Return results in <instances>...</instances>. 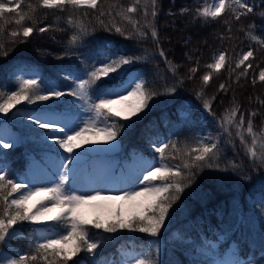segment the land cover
I'll list each match as a JSON object with an SVG mask.
<instances>
[{
  "label": "trees",
  "instance_id": "trees-1",
  "mask_svg": "<svg viewBox=\"0 0 264 264\" xmlns=\"http://www.w3.org/2000/svg\"><path fill=\"white\" fill-rule=\"evenodd\" d=\"M209 2L157 0L153 9L150 0H139V3L137 0H99L97 9L71 5L46 9L40 6L39 0H22L20 12L27 15L19 25L15 23L19 19L16 13H5L0 18V91L3 92L17 90L20 70L34 72L38 79L54 82L67 90L72 86L71 81L65 79V70L70 66L88 70L98 60L116 52L144 58L129 71L138 70L147 81L146 87L158 95L149 102V108L140 113L138 120L119 121L118 150L113 155L118 163L130 161L136 154L158 162L160 157L155 147L166 143L169 147L165 150L164 163L182 166L187 159L182 154L198 146L201 138L205 143H218L219 158L209 162L219 164V168H193L191 176L187 175V169H182L183 183L187 187L173 203L158 237L128 230L108 233L89 226L91 238L100 246L95 254L82 251L68 264H124L127 255L133 260L148 259L154 264H217L229 250L234 264H264V160L260 159L264 153L261 148L264 143V135H261L264 132V103H261L264 81L259 79V72L264 69V15H261L264 2L228 0L230 7L220 17H200L198 9L207 7ZM244 2L254 5V10L236 20L235 15L244 11L240 7ZM0 3H8V0H0ZM133 5L137 11L128 13L126 10ZM153 10L157 13L155 17L151 15ZM120 13L138 23L134 27ZM113 25L124 29V34L116 33ZM45 26L50 27L44 33L36 30ZM23 27H32L34 31L26 38L22 34ZM153 28L158 34L155 39L151 35ZM137 29L146 35L141 37ZM13 31L21 34L12 37ZM129 33L133 35L129 37ZM73 35L77 36L74 43ZM101 42L106 45L102 49ZM159 49L164 50L168 62L159 56ZM249 49L254 58L237 68L239 59ZM221 51L226 52L224 67L219 70L207 67ZM248 63L252 68L247 75H241ZM192 68L197 71L192 73ZM209 72L212 75L205 85L202 77ZM221 83L226 85L224 91L219 89ZM173 87L175 93H169ZM201 92L202 95H197ZM205 100L211 103V112L203 107ZM74 101L73 107L81 109V102L75 97L60 99L62 105H71ZM19 106L27 107L26 104ZM237 107L236 120L244 114L245 125L241 129L244 142L235 126L227 124L225 119ZM80 115L86 119L89 113L81 109ZM249 119L257 133L256 158L248 154L252 142L246 131ZM10 125L21 141L11 148H0V164L11 173L8 178L28 183L29 155L40 162L45 153L61 158L62 149L58 150L51 142L43 143L35 134L44 130L33 129L28 123ZM172 144L180 152L173 150ZM117 212L118 209L108 219L95 216L91 220H110ZM42 229L57 231L51 226L24 222L7 245L0 244V251L10 253L15 259L19 255H37V261L31 264H45L39 259L42 253L35 251V246L43 242Z\"/></svg>",
  "mask_w": 264,
  "mask_h": 264
},
{
  "label": "snow or ice",
  "instance_id": "snow-or-ice-1",
  "mask_svg": "<svg viewBox=\"0 0 264 264\" xmlns=\"http://www.w3.org/2000/svg\"><path fill=\"white\" fill-rule=\"evenodd\" d=\"M150 2L154 9L157 0H150ZM21 3L22 0H8V3H0V18L4 17L5 13H16L19 19L15 23L19 25L27 15L21 14ZM39 3L41 7L46 9H63L65 5H71L73 8L97 9L99 0H39ZM229 7L228 0H214L211 9L203 7L198 9L197 14L202 18L216 19ZM240 7L244 11L235 15L236 20H239L241 15H247L254 10V5L250 2H244L240 4ZM126 11L135 13L137 7L135 5L130 6ZM100 15L103 16L105 13L102 11ZM120 15H124V13H120ZM145 15H147V8H145ZM151 15L155 17L157 13L153 10ZM124 18L131 21V17L127 15H124ZM131 22L134 27L138 23L136 21ZM69 23H71L70 19ZM100 23L103 24V21L101 20ZM48 27L50 26L39 27L36 30L44 33ZM80 27L81 31H84L83 25ZM112 27L116 33L124 34V29L121 27L115 25ZM33 31L32 27H23L22 34L27 38ZM137 33L141 37L146 35L139 29H137ZM20 34L19 31L11 32L12 37H17ZM128 35L131 37L133 34L129 33ZM151 35L154 39L158 37L155 28L152 29ZM76 40L77 36L73 35L71 41L74 43ZM105 46L104 42H101L99 47L102 49ZM158 54L168 62L163 49H159ZM4 55L7 53L5 52ZM249 58H254L251 49L243 53L236 67L239 68L244 65ZM142 59L144 58L120 55L119 52H116L98 60L88 70L70 66L65 70V79L70 80L72 85L67 90L51 81L27 78L21 79L16 84L17 90L0 91V114L7 115L15 109V114L22 115L33 129L44 130L35 133L41 137L43 142H51L58 150H63L60 153V163L55 166L56 174L50 181L51 186L47 187L30 186L31 181L18 183L16 179L8 178L11 173L0 164V206H2V210H0V244L7 245L15 235L17 228L23 226L24 222L34 226H51L57 231L44 237L43 242L35 246V251L42 253L39 259L45 264H56L57 261L68 264V261L77 257L82 251L95 254L100 246L91 238L89 226L95 229H103L108 233L128 230L158 237L170 216L169 210L173 203L180 198L179 193L187 187V184L183 183L185 173L182 169H187V175L191 176L193 168L203 169L214 166L219 168V164L214 165L209 162L219 158L218 143H205L201 138L197 141L198 146L192 147L182 154L183 157H187L182 166H169L164 163L165 150L169 144L161 143L155 147V152L160 157L157 162L160 166L152 165L150 170H146L147 174L138 178L140 183L144 185L139 191H123L119 196H105L100 191H97L95 195L77 194L82 190L75 186L77 169L72 165L77 163L82 153L75 150L82 148L84 144L100 142L111 144V142L116 141L121 131L118 127L119 121L122 119L133 123V118L138 120L140 113L149 108V102L158 95L156 91L146 87L147 81L143 76L125 79L129 75L131 66ZM225 63L226 52L221 51L215 57V62L207 65V67L219 70L224 67ZM250 68H252V64L248 63L241 75H247ZM173 71L175 70L173 69ZM190 71L195 73L197 69L192 68ZM211 75L209 72L202 77L205 85L209 83ZM259 79L264 81V69L259 72ZM255 82L253 79V84ZM219 89L224 91L226 85L221 83ZM175 91V87L168 90L169 93H175ZM197 95H202V92L197 93ZM65 96L75 97L81 102V109H85L89 113L86 119L80 115L81 109L73 107L75 101L71 105L60 103V99ZM24 104L32 106V110L25 112L22 107L17 108V105ZM203 107L208 112L212 110V105L208 100L204 101ZM238 112V107L232 109L225 119L227 124L235 126L237 135L241 142H244V134L241 129L244 128L245 119L244 114L241 113L237 121ZM249 115L255 116L256 113H249ZM246 131L252 137L248 154L256 158L258 156L256 150L258 140L251 119L247 122ZM86 133L94 135L88 137L85 135ZM261 135H264V132ZM13 141L16 142L15 137H13ZM171 146L173 150L180 152L175 144ZM11 147L13 144L4 143L3 137L0 136V148ZM261 148H264V143L261 144ZM260 159L264 160V153H261ZM172 192L176 194L173 195ZM14 193L20 194L16 198L9 199ZM33 198L38 199L36 203L29 206V201ZM110 200L126 202L131 208L138 210L133 211L128 216L117 212L116 216L110 220L86 219L81 212L84 206L93 201ZM50 222L54 223L50 225ZM37 259V255H19L18 259L5 258L4 264H31ZM132 264H154V262L148 259L135 258ZM217 264H224V262H217ZM235 264H239V262H235Z\"/></svg>",
  "mask_w": 264,
  "mask_h": 264
},
{
  "label": "rangeland",
  "instance_id": "rangeland-1",
  "mask_svg": "<svg viewBox=\"0 0 264 264\" xmlns=\"http://www.w3.org/2000/svg\"><path fill=\"white\" fill-rule=\"evenodd\" d=\"M213 4L214 0H210L207 7L211 9L213 7ZM134 76H141V74L138 70L132 69L129 71V75L125 77V79H130ZM27 78H37V75L34 72H25L21 70L18 72L19 81L21 79ZM115 107L119 108L120 106ZM17 108L21 107L19 106ZM22 108L25 110V112L32 110V106L28 105L27 107L25 106ZM15 113L16 110L13 109L12 112L7 115L0 114V136L3 137L4 143H12L13 146L18 144L21 141V138L19 134L11 127L10 124L12 122L28 123L22 115H17ZM85 135L91 137L94 134L86 133ZM13 137L16 138V142L13 141ZM117 150L118 142L116 140L114 142H111V144H105L103 142L84 144L82 148L76 151L78 153H82L77 163L72 165V167H75L77 169L75 186L82 190L77 192V194L95 195L97 191H100L101 194L105 196H119L122 194L123 191H139L140 188L144 185L140 183V179L138 178H141L142 175L147 174L146 170H150L152 165H155L157 167L160 166L159 163L149 161L148 159L142 157L139 154H136L130 161L118 163L117 160L113 157ZM29 158L30 160L27 168V174L29 176L28 182L31 181L30 186H51L50 181L56 174L55 166L60 163L61 158H56L50 153H45L42 157L41 162L36 160L32 155H29ZM122 168L124 169L125 174H123ZM131 182H135L137 183V185L131 186ZM19 194L20 193L14 194L12 198L18 197ZM37 199L38 198H33L32 200H30L29 206L36 203ZM99 202L100 201H93L91 202V204L86 205L81 209V212L86 219L91 220L95 216H98L101 219H108L114 214L116 209H118L119 212L122 213L124 216H128L133 211L138 210L133 209L131 207L129 210H126L124 206L127 203L120 200H116L113 206H108L103 212L93 213L89 216H86L85 211L87 210V208ZM42 232L44 237H47L52 233L51 231H44L43 229ZM53 238L55 237L53 236ZM0 253H2V256H0V264H4L5 258L15 259L10 253L6 251H0ZM225 257L222 260H224ZM222 260H220L219 262H221ZM132 261L133 258L127 255L124 259V264H131ZM231 261L233 264L232 258ZM109 264H113V262Z\"/></svg>",
  "mask_w": 264,
  "mask_h": 264
},
{
  "label": "bare ground",
  "instance_id": "bare-ground-1",
  "mask_svg": "<svg viewBox=\"0 0 264 264\" xmlns=\"http://www.w3.org/2000/svg\"><path fill=\"white\" fill-rule=\"evenodd\" d=\"M124 166H125V165H124ZM122 170H123V174H125V171H124L123 168H122ZM115 201H116V200L100 201V202L97 203V204H93V205H91V206H89V207L87 208V210L85 211V214H86V216H89V215H91V214H93V213H101V212H103L108 206H110V205L113 206V204L115 203ZM124 208H125L126 210H129V209H130V206H129L128 204H126V205L124 206ZM222 262H224V264H232L230 253H228V254L226 255L225 259L222 260Z\"/></svg>",
  "mask_w": 264,
  "mask_h": 264
}]
</instances>
